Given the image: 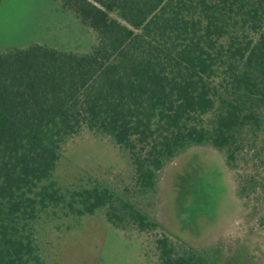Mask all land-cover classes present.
<instances>
[{"label": "trees", "instance_id": "obj_1", "mask_svg": "<svg viewBox=\"0 0 264 264\" xmlns=\"http://www.w3.org/2000/svg\"><path fill=\"white\" fill-rule=\"evenodd\" d=\"M59 1L94 34L89 50L0 51V264H46L32 221L51 207L159 226L108 183L64 190L53 179L65 144L83 131L111 139L151 189L180 151L230 148L260 121L264 0ZM156 242L159 264H214L168 235Z\"/></svg>", "mask_w": 264, "mask_h": 264}, {"label": "rangeland", "instance_id": "obj_2", "mask_svg": "<svg viewBox=\"0 0 264 264\" xmlns=\"http://www.w3.org/2000/svg\"><path fill=\"white\" fill-rule=\"evenodd\" d=\"M59 0H0V51L43 43L85 52L94 34ZM259 124L246 125L230 148L191 145L166 161L154 188L136 183L124 153L107 137L85 130L65 144L53 179L65 190L96 182L159 226L117 227L105 209L77 215L61 205L32 221L46 264H159L157 239L194 248L214 264H264V103ZM216 111L204 116L210 124ZM234 158L229 160V153Z\"/></svg>", "mask_w": 264, "mask_h": 264}]
</instances>
